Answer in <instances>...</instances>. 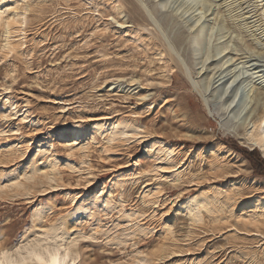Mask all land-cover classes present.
Here are the masks:
<instances>
[{
	"label": "rangeland",
	"instance_id": "rangeland-1",
	"mask_svg": "<svg viewBox=\"0 0 264 264\" xmlns=\"http://www.w3.org/2000/svg\"><path fill=\"white\" fill-rule=\"evenodd\" d=\"M258 92L264 0H0V249L264 264Z\"/></svg>",
	"mask_w": 264,
	"mask_h": 264
},
{
	"label": "bare ground",
	"instance_id": "bare-ground-1",
	"mask_svg": "<svg viewBox=\"0 0 264 264\" xmlns=\"http://www.w3.org/2000/svg\"><path fill=\"white\" fill-rule=\"evenodd\" d=\"M209 21L207 19L202 20L201 22H197L195 31H193L192 42L194 43V47L199 46L203 44L205 39V31L208 27ZM260 35V34H259ZM215 50V48H214ZM217 50V49H216ZM254 56V55H253ZM208 60V59H207ZM216 61L218 59H212V61ZM228 60H225L224 63H226ZM220 61L218 60V63ZM223 63V64H224ZM233 88H231L227 96L231 95L233 92ZM227 90H223V92L226 93ZM254 102H253V114L251 115V112L247 113V116L252 119V124L254 126V132L249 133V136L246 138V144H248L250 147H259L262 149V152L264 154V93L258 92L255 94ZM244 108V107H243ZM73 135L77 136L78 132L74 131L72 133ZM198 201H190L188 202V206L191 209H195L198 206ZM38 213V212H37ZM39 214H41L39 212ZM38 216V215H37ZM58 227V226H57ZM43 230V229H42ZM49 230V229H48ZM43 235H49L52 232L49 231H41ZM65 234V233H64ZM71 237V236H70ZM66 240L67 247L64 253L62 264H76L77 263V255L72 250V244L71 240H68V235L65 234L63 237ZM71 239V238H70ZM9 247L7 248H1L0 249V264H40V260L37 259V257H42L46 261H51L52 256H56L59 259V253L56 250H53L51 252L38 247H32L29 250H21V251H15V252H8ZM71 259V262H69Z\"/></svg>",
	"mask_w": 264,
	"mask_h": 264
},
{
	"label": "snow or ice",
	"instance_id": "snow-or-ice-1",
	"mask_svg": "<svg viewBox=\"0 0 264 264\" xmlns=\"http://www.w3.org/2000/svg\"><path fill=\"white\" fill-rule=\"evenodd\" d=\"M40 260V264H60L59 259L56 256H52L51 261H46L42 257H37Z\"/></svg>",
	"mask_w": 264,
	"mask_h": 264
},
{
	"label": "trees",
	"instance_id": "trees-1",
	"mask_svg": "<svg viewBox=\"0 0 264 264\" xmlns=\"http://www.w3.org/2000/svg\"><path fill=\"white\" fill-rule=\"evenodd\" d=\"M255 152H256V150H255V149H253V150H251V151H250V153H255Z\"/></svg>",
	"mask_w": 264,
	"mask_h": 264
}]
</instances>
